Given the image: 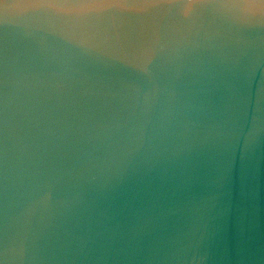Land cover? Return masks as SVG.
Here are the masks:
<instances>
[{
	"label": "water",
	"instance_id": "obj_1",
	"mask_svg": "<svg viewBox=\"0 0 264 264\" xmlns=\"http://www.w3.org/2000/svg\"><path fill=\"white\" fill-rule=\"evenodd\" d=\"M0 264H264V0H0Z\"/></svg>",
	"mask_w": 264,
	"mask_h": 264
}]
</instances>
